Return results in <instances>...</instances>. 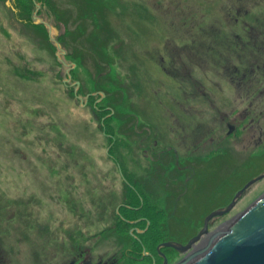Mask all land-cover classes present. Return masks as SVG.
<instances>
[{
    "label": "rangeland",
    "instance_id": "1",
    "mask_svg": "<svg viewBox=\"0 0 264 264\" xmlns=\"http://www.w3.org/2000/svg\"><path fill=\"white\" fill-rule=\"evenodd\" d=\"M53 4L67 25L47 0H0V264H176L159 245L264 173V78L236 71L244 40L248 61L264 46V0ZM126 179L159 211L142 234L118 225ZM263 194L264 178L209 230Z\"/></svg>",
    "mask_w": 264,
    "mask_h": 264
},
{
    "label": "water",
    "instance_id": "2",
    "mask_svg": "<svg viewBox=\"0 0 264 264\" xmlns=\"http://www.w3.org/2000/svg\"><path fill=\"white\" fill-rule=\"evenodd\" d=\"M42 23L46 24L44 21ZM49 28L51 30L52 27L49 26ZM68 74L70 79V72ZM78 84L79 82H77V88ZM102 95L105 96L104 93ZM262 178L264 173L250 180L239 190L226 208L207 215L200 233L186 245L168 241L161 243L158 249L172 247L178 253L184 254V258L176 264H264V194L214 232L209 230V225L214 219L228 213L237 200ZM202 239H206L205 245L196 249V243ZM146 254L148 255L145 252ZM163 264H168L166 259Z\"/></svg>",
    "mask_w": 264,
    "mask_h": 264
},
{
    "label": "flooded vegetation",
    "instance_id": "3",
    "mask_svg": "<svg viewBox=\"0 0 264 264\" xmlns=\"http://www.w3.org/2000/svg\"><path fill=\"white\" fill-rule=\"evenodd\" d=\"M244 30H246V29H244ZM248 41H249L248 39L247 40H244V44L243 45L246 48H244V51H243V53H244V60L242 59L243 62L241 64V69L240 70H238V69L236 70L237 73L239 74V78L241 79V81H245L248 77L250 78L252 76L253 77L260 76V78H264V46L259 45L258 47H256L257 48L256 50L259 53V56L262 55V57L260 59L258 58L259 56H255V60L248 61L247 60V57H248L247 54H248L249 51L247 50L248 49V46L246 44ZM251 41H254V40H251ZM250 53H252V52H250ZM244 111H245L244 112V115H243L244 118L242 119V121L240 122V124L238 126H235L234 127L233 125H229V127L233 129V132H235V131H237L238 133L240 132L241 135L247 129V125L245 123L246 122L245 120L248 119V117L250 119V123L252 122V120H254L249 114H247V112H246L247 110L245 108H244ZM142 220H146V218L143 217L142 219L132 220V221L131 220H127L126 222L129 223L130 225H132L130 227L131 229H134L137 233L142 234L143 232H145V229H141V230L139 229V224L142 222ZM136 222L138 224L137 225H134ZM203 240L204 239H202L200 242H204L205 241V240L204 241ZM130 252H131L130 253V257L132 258V256H133L132 255L133 248L130 249ZM134 252H136V251H134ZM139 254H141V253H139ZM150 254L154 255L153 252H150ZM165 255H166V253H165ZM121 257L120 258L118 257V259L116 261H114V262H111V264H118L119 261L121 260ZM145 257H149V258H145ZM154 257H155V255H154ZM122 258H124V256ZM133 258L135 260H139V261L141 260V262H143V261H149L150 258H152V257L150 255L149 256H144V257H142V256H138L137 257L136 255H134ZM155 258H156V263L159 264V262H160L161 259L159 257H155ZM101 262L102 261H99V262H95L94 263L91 260H88V257L87 256H85L82 253H79V255L76 256L73 260H69L68 262H65L64 264H107L105 262H102V263ZM168 263L170 264V262H168Z\"/></svg>",
    "mask_w": 264,
    "mask_h": 264
},
{
    "label": "trees",
    "instance_id": "4",
    "mask_svg": "<svg viewBox=\"0 0 264 264\" xmlns=\"http://www.w3.org/2000/svg\"><path fill=\"white\" fill-rule=\"evenodd\" d=\"M22 1L26 4L28 0H22ZM47 4H48V6H50V8H52L54 10V13H55L57 19L60 22L67 25L66 15L63 13L61 14V11H59L57 8L55 9V4H53V0H47ZM25 9L28 10V7H26ZM63 41H64V39H63ZM111 110H113V108H111ZM124 183L127 186V190L131 191L133 193V199H134L133 201L134 202L127 201V202H125V204H123L120 207L119 213H117L119 223L121 222L125 225H128L129 223L126 222L127 220H131V221L132 220H139V219H142L143 217H148V216H146L147 214H149L150 217L153 216V220H157L154 217H155V213L159 212V211L152 208L153 205L149 204L146 201L145 196H143L144 194L139 189H137L134 185H132L128 179H126V181H124ZM145 221H147V220H142V222H145ZM119 223H118V225H119ZM143 242L141 243V245L144 244Z\"/></svg>",
    "mask_w": 264,
    "mask_h": 264
},
{
    "label": "bare ground",
    "instance_id": "5",
    "mask_svg": "<svg viewBox=\"0 0 264 264\" xmlns=\"http://www.w3.org/2000/svg\"><path fill=\"white\" fill-rule=\"evenodd\" d=\"M226 207H227V206H226ZM226 207H223L222 209H224V208H226ZM220 210H221V209H220ZM219 218H220V217H219ZM168 241H169V240H167V241H164V242H168ZM164 242H163V243H164ZM198 247H199V246H198ZM198 247H196V248H198Z\"/></svg>",
    "mask_w": 264,
    "mask_h": 264
}]
</instances>
